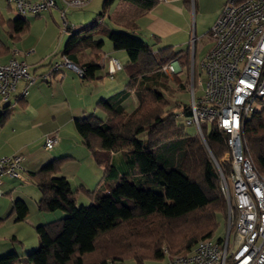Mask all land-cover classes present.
<instances>
[{
    "label": "trees",
    "instance_id": "obj_1",
    "mask_svg": "<svg viewBox=\"0 0 264 264\" xmlns=\"http://www.w3.org/2000/svg\"><path fill=\"white\" fill-rule=\"evenodd\" d=\"M116 2L136 7L139 16L160 4L158 0H105L102 13L92 23L65 27L70 36L61 54L84 71L83 80L95 79L99 70L95 56L103 52L105 38L116 51L127 54L124 71L128 85L121 93L100 101L96 108L106 118L102 120L94 114L75 121L95 163L106 169L105 185L96 192L82 186L80 190L88 197L94 195L95 202L87 207L78 206L79 191H73L68 180L58 176L63 159L32 174L30 180L41 193L38 209L48 213L61 211L65 215L36 228L39 245L34 252L25 258L17 253L3 255L0 264H97L86 263L85 257L98 250L106 251L112 259L99 264H118L128 258L127 251L119 247L127 239L135 238L156 241L149 244L147 252L134 249L129 258L136 264L155 262L162 257L165 261L167 245L175 253L183 249L192 251L199 242L215 238L217 215L226 219L220 178L209 156L220 160L228 152L226 138L215 125L202 128L205 142L185 132L175 111L182 109L188 118L192 114L190 104L170 99L175 95L172 86L180 82L176 77L171 85L169 76L161 71L173 61L186 64L190 49H155L133 32L116 31L120 27L136 29L132 23V27L119 25L121 12L108 15ZM105 17H109L107 23ZM2 24L9 35L18 39L30 29L29 22L21 17ZM86 50L91 51V58L81 63L79 55ZM131 92L136 95L138 106L127 112L123 102ZM21 101L17 96V102ZM10 105L4 108L0 126L9 117ZM242 137L256 169L264 175V109L247 120ZM117 153L124 156L130 170L129 181L123 183L112 165V156ZM224 166L229 169L227 163ZM13 214L17 221H24L27 204L15 201ZM151 257L153 260H148Z\"/></svg>",
    "mask_w": 264,
    "mask_h": 264
},
{
    "label": "crops",
    "instance_id": "obj_2",
    "mask_svg": "<svg viewBox=\"0 0 264 264\" xmlns=\"http://www.w3.org/2000/svg\"><path fill=\"white\" fill-rule=\"evenodd\" d=\"M28 1L39 2L41 0ZM55 1L57 7L38 15H27L25 17L29 22L30 29L19 39L9 35L7 27L2 24V21L14 20L20 17L15 6L8 4L6 0V8L0 7V64L5 65L13 58L26 62L30 66V75L35 78L33 84L29 86H26V81H21L8 104L2 102L0 98V117L4 112V108L11 104L8 110L9 117L0 126V159L16 154L23 155L25 159L22 164L23 173L29 182L25 184L8 176L2 178L4 195L0 196V224L5 217L15 218L16 222H23L17 221L13 214V207L14 202L17 200L26 203L25 199L28 198V194L36 200L38 208L41 193L35 184L31 182L30 177L55 160H64L58 176L65 177L73 191H79V193L88 197L80 190L82 186L88 191L96 192L105 185L106 169L104 166H98L95 163L91 153L83 144L82 138L76 129L75 121L94 114L102 120L106 118L103 112L96 110L97 105L100 101L121 93L128 85L129 78L124 71V65L128 62V57L124 51H116L114 47H108L105 50V41L103 52L95 56L99 70L94 80H83L75 71L66 68L62 69V73H64L62 80H43L42 75L50 70L51 64L62 60L61 54L70 36L67 32V39L63 35L61 36V12L64 6L61 0ZM225 1H217L215 16L209 24L210 27L207 33H204L206 29L202 31L201 39L208 37V32L224 9ZM122 3L124 2L114 4L116 9L113 14L108 11L110 16L118 12L122 13L123 21L121 20L119 25L123 27L131 23L133 26L136 25V29L132 32L142 37L147 36L149 43L151 42L150 44L154 45L155 49L173 47L175 51L188 50V48L185 49L188 41H185L183 36L179 37V34L188 29L190 34L189 0L162 2L142 16L138 15L136 7L124 6ZM69 10L71 9H67L66 12L67 26L76 27L69 21L67 16ZM13 13H15V16L10 18ZM132 24L130 27H132ZM209 45L206 50L202 46L200 47L201 72L203 71V60L212 47V40ZM90 53V50H86L79 55L81 63H85L91 58ZM196 54L197 49L195 46L193 54L190 50L189 62L186 61V64L182 65L178 61L180 71L177 73V78L180 84L175 83L172 86L175 93L177 91L190 92L191 81L195 82ZM110 59H116L122 66V69L113 75L109 73ZM182 73L185 75L181 78V81L180 74ZM179 85H182V87ZM26 87L29 91L28 95L19 98L22 101L17 102V96ZM123 106L127 112L133 111L138 106V100L134 92L130 93V96L123 102ZM181 114L183 115L182 112ZM52 133L58 134L59 143L51 150L52 152H47L45 139L47 135ZM39 143L43 144L42 148L45 153L39 150V147H41V145H38ZM112 165L118 171L120 183L129 181L127 176L130 174V170L125 164V158L122 154L117 153L112 156ZM20 184L23 185L22 188L17 186ZM5 196H9V199H4ZM89 198H91V204H93L95 202L94 195ZM29 215L30 210L28 207L25 220ZM36 215L39 216L35 224L37 227L53 222L47 221V223H44V217L47 216L42 214L40 210ZM51 217L54 221L57 218L55 215Z\"/></svg>",
    "mask_w": 264,
    "mask_h": 264
},
{
    "label": "built area",
    "instance_id": "obj_3",
    "mask_svg": "<svg viewBox=\"0 0 264 264\" xmlns=\"http://www.w3.org/2000/svg\"><path fill=\"white\" fill-rule=\"evenodd\" d=\"M61 1L65 31L67 9L85 8L92 0ZM7 2L15 6L22 18L57 7L55 0ZM208 37L212 40V47L202 63L205 74L202 95L197 96L192 80V114L187 118V125L194 126L204 142L202 128L206 125H215L226 138L228 152L223 159L217 160L212 156V160L226 201L227 234L220 241L216 238L201 241L183 256H170L169 249L164 248L167 258L163 264H264V175L256 169L242 137L247 120L264 109V0H226ZM63 68L71 69L81 79L84 78L82 69L62 57L61 62L54 63L42 75L43 80H62ZM121 69L116 59L109 60L110 75ZM161 71L168 76L174 75L180 71L179 62L173 61ZM21 81H26V86L35 81L26 62L13 58L5 65L0 64L2 102L8 103L12 99ZM28 93L26 87L18 96L23 98ZM58 143V134H49L45 139V149L51 151ZM24 160V156L19 154L0 159V196L4 195V176L29 183L23 173ZM225 161L229 163V170L223 167Z\"/></svg>",
    "mask_w": 264,
    "mask_h": 264
},
{
    "label": "rangeland",
    "instance_id": "obj_4",
    "mask_svg": "<svg viewBox=\"0 0 264 264\" xmlns=\"http://www.w3.org/2000/svg\"><path fill=\"white\" fill-rule=\"evenodd\" d=\"M104 1L105 0H93L88 7L84 8L82 10H75V9L69 10L67 13V16L69 18L70 23L72 25H76V26L86 25V24L92 23L96 19V17H98L102 13ZM217 1L218 0H194V1L189 0L190 9L188 10V16L191 20L190 34H189V29L179 34V37L183 36V39L185 41H188V44L185 47V49H187V48L190 49L192 54L195 50V46L197 49L196 64H195V67H196L195 68V82H194L195 83V91H196L197 96L202 95L201 85H203V83L205 82V74L203 71L202 72L200 71V57H201L200 47L202 46V48L206 50L210 46L209 42H211L210 38H208V37L201 39V37H202L201 35H202V31H204L205 29L206 30L204 31V33H207V31L210 27L209 24L211 23L213 17L215 16V13H216L215 10H216ZM0 2H1L0 7L6 8V3H5L6 0H0ZM115 9H116V5H113L109 10L110 14H113ZM4 11H5V9H4ZM5 12H7V11H5ZM14 16H15V13H13L12 16H10V18H13ZM108 18L109 17L104 18L106 23L108 22ZM115 30L116 31H122V32H125L128 34H131V32H132V31L125 29V28H122V27L117 28ZM62 35H63V37H65L67 39L68 34H66V32L64 31L63 24L61 27V36ZM136 36L139 37L140 39H142L143 41L149 43V39L147 38V36H145V35L143 37L141 35H136ZM105 41H106L105 50L108 47L109 48L113 47V45L109 41V39L105 38ZM125 54H126V52H125ZM189 58H188V62H189ZM177 75L178 74L176 73V74L168 77L169 80L172 82L171 85H173V82L175 81V78L177 77ZM184 75H185L184 73L180 74V80L181 81H182L181 78ZM188 84H189V82H188ZM187 88H188V85H187ZM167 96L169 97L170 94L167 93ZM170 99L173 102L179 101L182 104L189 105L190 101H191V93L188 91H186V92L177 91L175 93V95H173ZM181 112H182V109H180V108H178L175 111L177 118H178V123L180 125L184 126L185 132L189 136H191V137L198 136L197 129L194 126H188L187 125V118L182 116ZM38 145H41V147H39V150H41V152L45 153V150L42 148L43 144L39 143ZM209 156L212 159V155L210 154ZM223 158H224V156L221 159H223ZM225 163H227L229 166V163L227 161H225L223 163V165H225ZM214 166H215V164H214ZM13 183H14V185H16L15 182H13ZM17 186L22 188L23 185L20 184ZM28 190L30 191V189H28ZM6 198L9 199V196L4 197V199H6ZM25 201H26V204L30 210V215L27 218V220H25L23 222H16L15 218L5 217L4 219H2L4 221L0 224V257H4L2 255H5V254L7 255V253L8 254L9 253H17L21 257L25 258L26 255L34 252L38 248L39 237H38V234H37L36 229H35L37 227V226H35V224L37 223V219L39 218V216L36 215V213L39 211V209L37 208L36 200H34V198H32V196H30V194H28V198H26ZM77 203H78V206L87 207L91 204V198L86 197L85 195L79 193ZM41 213L46 214V216H47V217H44L45 218L44 223H47V221H54V220H52V217H51L52 215L57 216V218H55V220L61 219L65 215L61 211H57L56 213H52V212L51 213L41 212ZM226 217H227V208H226ZM226 234H227L226 219L223 217L222 214H219V215H217V229L215 232V238L216 239L226 238ZM154 239L153 238H144L143 240H140V238H135V240H133V241H131L130 239H127L126 241H124V243L122 244L121 247H119V249L126 250L128 258L126 259V261H123V262L118 263V264H136L134 259L129 258V256L133 254L134 249H136L137 251L147 252L149 250V244H152ZM155 242L156 241H154V243ZM165 245H167V244H165ZM167 246H168L170 252H173V254H174L173 255L171 253L170 256H183V255H187L188 253H190V249H183V250L179 251L178 253H175L174 252L175 250L171 249V246H169V245H167ZM165 248H167V247H165ZM173 258H175V257H173ZM103 260L112 262V259L110 258V256L107 254L106 251L104 252L103 250H98L95 253L85 257L86 263H97V264H99ZM148 260H153V259L151 257ZM163 262H164V258L162 257V259H158L155 262L147 261L146 264H162ZM19 264H22V263H19Z\"/></svg>",
    "mask_w": 264,
    "mask_h": 264
}]
</instances>
